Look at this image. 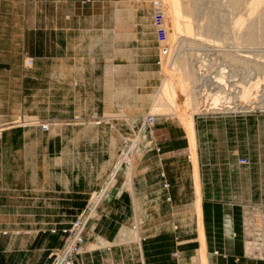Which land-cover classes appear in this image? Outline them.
Wrapping results in <instances>:
<instances>
[{"label":"rangeland","instance_id":"1","mask_svg":"<svg viewBox=\"0 0 264 264\" xmlns=\"http://www.w3.org/2000/svg\"><path fill=\"white\" fill-rule=\"evenodd\" d=\"M160 1L0 0V254L17 255L39 229L58 232L42 226L67 223L48 264L70 247L73 264H82L85 251L99 253L102 264H200V189L204 209L214 203L256 215L264 204V43H248L252 17L244 8L232 12L230 0L225 6L224 0H202L196 16H186L190 9L183 4V19L181 8L172 9V18H188L191 34L207 31L204 42L188 35L189 26L180 37L176 18ZM239 10L247 14L240 33L231 25ZM190 42L205 46L189 48ZM184 54L190 58L181 64ZM195 78L202 82L196 79L197 89ZM258 79L244 103L240 85ZM169 81L179 84V97L173 98L174 88L173 94L163 89ZM194 91L201 103L196 113ZM214 92L222 99L216 105L209 97ZM183 112L193 113L192 138ZM150 115L156 117L152 128ZM143 175L158 177L154 185L163 199L154 200H165L168 209L116 197ZM245 217L246 231L244 224L240 231H216L215 243L206 233L210 264L240 253L264 264L255 219Z\"/></svg>","mask_w":264,"mask_h":264},{"label":"bare ground","instance_id":"2","mask_svg":"<svg viewBox=\"0 0 264 264\" xmlns=\"http://www.w3.org/2000/svg\"><path fill=\"white\" fill-rule=\"evenodd\" d=\"M164 1V0H163ZM201 1L202 0H193V2H191L192 4H189V2H186V1H184V0H166L165 1V5L167 4V6H168V9L170 10V12H168L167 11V7H166V12H168V16H170V14L169 13H171V18H172V9H177L178 7L179 8H181V9H177V12H178V10H179V13H180V15H182L181 16V18L183 17H185L183 14H182V12H183V10H182V7L184 8V6H187L186 8H188L187 10L189 11V9H190V14H187L186 12H184L185 14H186V16H192V15H197L199 12H200V10H201ZM208 1V0H207ZM229 0H227V2H228ZM160 2H162V0L160 1ZM210 2V1H209ZM208 2V3H209ZM220 2H221V0H220ZM223 2V1H222ZM159 3V2H158ZM162 3H164V2H162ZM162 3H161V6H162ZM204 3V2H203ZM207 3V4H208ZM225 3H226V1L224 0V2H223V5L225 6ZM229 3H231V5L229 4ZM184 4V6H181V5H183ZM205 4V3H204ZM212 4V6H213V2L211 3ZM227 4V6H230V7H228L229 9H231V11L232 10H234V9H242V8H244V10H247L248 12H247V14H248V16H251L250 18L251 19H253V20H251V22L250 21H248V22H250V23H248V26L247 27H249V29H248V32H245V33H247V35H245L246 37H247V40L249 41L248 43H251L252 45L253 44H255V43H257V42H260V41H258V40H260L259 38H261V40H262V42L264 43V9H261V8H263V4H264V0H230L228 3H226ZM229 4V5H228ZM263 5V6H262ZM158 6V5H157ZM181 6V7H180ZM205 6V5H204ZM215 6V5H214ZM220 6V5H219ZM260 6H261V8H260ZM160 7V6H159ZM162 8H164V7H162ZM215 8H217V7H215ZM246 8V9H245ZM155 9V8H154ZM260 9V10H259ZM180 10H182V11H180ZM215 11V9H211L210 11ZM184 11H186L185 9H184ZM187 11V12H188ZM204 12L206 11L207 12V10H203ZM202 11V12H203ZM212 11V12H213ZM235 11V10H234ZM238 11V10H237ZM237 11H235V12H237ZM241 11H243V10H239V12L238 13H240ZM165 12V11H164ZM203 12V13H204ZM233 12V11H232ZM244 12V11H243ZM173 13H176V12H173ZM179 13L177 14L178 16H179ZM210 13V12H209ZM214 13V12H213ZM213 13H210V15L211 14H213ZM206 14H208V13H206ZM246 14V13H245ZM244 13L242 14V12H241V16H239V18H237V20H233V23L231 24V25H233L232 26V28L233 29H235L236 31L237 30H239L240 28L242 29V27L243 26H246V25H244L246 22L243 20V15H245ZM246 14V15H247ZM166 15V14H165ZM166 15V16H167ZM218 15V14H217ZM229 15V14H228ZM236 14H234V16H235ZM239 15V14H238ZM175 16V17H174ZM173 17L174 18H176L177 19V21H178V19H179V22L177 23V22H175V20L172 22V23H174L175 25H176V27L178 26V30L180 29L181 30V34H180V37H181V35L183 36V34L185 33V31H187V29L186 28H188V26H189V28H188V30H190L191 28H190V23L189 22H187L188 21V18H187V21H180V16L177 18L176 17V15H174ZM232 16V15H231ZM165 17V16H164ZM208 17H210V16H208ZM216 17V16H215ZM243 17V18H242ZM169 18V17H168ZM174 18H172V19H174ZM182 18V19H183ZM236 18V17H235ZM259 18V20H255V19H258ZM205 19V18H204ZM231 19H233V17H231ZM246 19H247V17H246ZM249 19V18H248ZM163 20H164V18H163ZM185 20V19H184ZM242 20V21H241ZM165 21V20H164ZM163 21V22H164ZM169 21H171V19L169 20ZM245 23H244V22ZM208 22V21H207ZM222 21H218V23H221ZM232 22V21H231ZM243 22V23H242ZM170 23V22H169ZM201 23V22H200ZM217 23V24H218ZM174 24H172V26H174L175 27V25ZM206 24V23H205ZM216 24V23H215ZM193 26V25H192ZM220 28H221V26L220 25H218ZM217 26V28H219ZM242 26V27H241ZM165 27V26H164ZM210 27V26H209ZM212 27V26H211ZM258 27H260V28H258ZM172 28L173 27H171V28H169V29H171L172 30ZM185 28V30H184V33H183V29ZM198 28H199V26H198ZM198 28H196L195 30H197ZM208 29V28H207ZM211 29V28H210ZM174 30L175 29H173V32H174ZM177 30V31H178ZM179 30V31H180ZM243 30V29H242ZM247 30V29H246ZM191 31H193V29L192 30H190V32L189 31H187V33H188V35H190L191 34ZM218 31V30H217ZM234 31V30H233ZM241 31V30H240ZM206 32L207 31H203V29L200 27V29H198L194 34H196L197 33V36H200V37H202L203 39H205V36L203 37V35H204V33H205V35H206ZM237 32H239V31H237ZM237 32H236V34H237ZM243 32V31H242ZM172 33V31L170 32V34ZM179 33V32H178ZM177 33V34H178ZM187 33H185V34H187ZM190 33V34H189ZM215 33V32H214ZM217 33H219V32H217ZM240 33V32H239ZM239 33H238V35H239ZM165 34H167L166 33V31H165ZM173 34V33H172ZM193 34V33H192ZM191 34V35H192ZM194 34H193V37H194ZM208 34V33H207ZM212 34V33H211ZM222 34H224V33H222ZM221 34V35H222ZM234 34V33H233ZM235 34V35H236ZM174 36L176 35V33L175 34H173ZM172 35V36H173ZM187 35V36H188ZM166 36H169V35H166ZM185 36V35H184ZM232 36H234V35H232ZM240 36V35H239ZM175 37H178V35H176ZM200 37H198V38H200ZM211 37H212V35H211ZM218 37H219V35H218ZM230 36H228V38H229ZM209 40H208V42L210 41V38H209V36L207 37ZM234 38H236L235 36H234ZM174 39V38H173ZM172 39V40H173ZM176 39H179V37L178 38H176ZM183 39H185V38H183ZM183 39H182V42H181V44L182 45H184V44H187L188 45V41H183ZM201 39V38H200ZM222 39V38H221ZM233 39V38H232ZM231 39V40H232ZM244 39H246V38H244ZM167 40V39H166ZM169 40V39H168ZM175 40V39H174ZM187 40V39H186ZM218 40V39H217ZM226 40V39H225ZM240 40H241V38H240ZM206 41V39L204 40V42ZM233 41L234 42H236V40L235 39H233ZM171 42H174V41H171ZM195 42V41H194ZM212 42H213V40H212ZM218 42V41H217ZM231 42V41H230ZM166 43H168V42H166ZM166 43H164V44H166ZM211 43V42H210ZM227 43L229 44V41H227ZM247 43V44H248ZM190 44H191V46L189 45V48L191 47V48H193L192 46H197V47H195L196 49L199 47V45L201 46H203V44H198L197 43V45H196V43L195 44H193V43H191L190 42ZM193 44V45H192ZM243 44V43H242ZM246 44V43H245ZM251 44H250V46H251ZM166 45H168V44H166ZM187 45H186V47H187ZM185 46V45H184ZM205 46V45H204ZM203 46V47H204ZM225 46V45H224ZM236 46V45H235ZM258 46V45H257ZM256 46V47H257ZM169 48V47H168ZM172 48V47H171ZM200 49V48H199ZM198 49V50H199ZM224 49V48H223ZM226 49V48H225ZM235 49V48H234ZM201 50V49H200ZM227 50V49H226ZM176 51V50H175ZM195 51V50H194ZM194 51L193 52H191V50H190V52H191V54H193L194 53ZM183 53V52H182ZM182 53H181V56H182ZM166 54H167V51H166ZM250 54V53H249ZM179 55V54H178ZM189 55H190V53H189ZM195 55V54H194ZM180 56V55H179ZM193 56V55H192ZM191 56V57H192ZM194 57V56H193ZM249 57V56H248ZM190 58V56H187V54H184L183 55V57L181 58V60L180 59H178L179 61H181V62H179V63H181V64H184L185 62H186V60H188ZM177 60V61H178ZM176 61V60H175ZM189 61V60H188ZM178 62H176V64H177ZM175 63H173V65H174ZM167 68V67H166ZM223 69V68H222ZM194 70L195 69H191L189 72H191V73H189V77H194L195 75H196V73L194 72ZM170 75V74H169ZM172 78V77H171ZM213 78H215V77H213ZM196 79H198V78H195V80L193 81V83H194V85L196 84L195 83V81H196ZM214 80H216V79H214ZM213 79H212V81H214ZM173 81V80H172ZM199 83L201 82V81H199V79L197 80ZM196 81V82H197ZM210 82L211 84L213 83V82ZM222 81V78L221 77H218L217 78V80L215 81V82H221ZM168 83V82H167ZM167 83H165V84H167ZM177 83V82H176ZM219 83L217 84V85H219ZM173 84H174V82H173ZM200 84H202V82L200 83ZM205 84H207V83H205L204 82V85ZM259 84H260V82H259V79L258 80H256V81H253V82H251V84L250 85H246V84H241L240 85V91H239V94H241V100L245 103V101H248V99H250L252 96H254L253 95V90L254 89H256V87L257 86H259ZM175 85V84H174ZM179 85V84H178ZM178 85H176L175 86V88L177 89V86ZM198 85V83L195 85V87H194V89L196 88V86ZM214 85H216V84H214ZM217 85H216V87H217ZM163 86V85H162ZM201 87H202V85H200ZM166 87V85H164V88L163 89H165L166 90V92H167V90H168V92L171 90V93L173 94V92H174V96L173 95H171V93H169L170 94V97L171 96H173V98H177V97H179V95L177 94V90H175V88H174V86L172 87V85H171V82L169 81V87L167 86V89L165 88ZM170 90H169V89ZM173 88H174V91H173ZM197 88H198V86H197ZM196 88V89H197ZM200 88V87H199ZM162 89V90H163ZM178 89H180L179 88V86H178ZM210 89V88H209ZM161 90V92L162 93H164L165 91H162ZM181 90V89H180ZM178 91V92H182V91ZM208 90V89H207ZM212 90V89H211ZM173 91V92H172ZM203 91H204V89H203ZM160 92V93H161ZM167 92V93H168ZM196 91H194L192 94H191V97L193 98V105H192V107L194 106V105H197L199 108L201 107V103L200 104H198V102L199 101H197V100H194L195 99V97H196V95H198L197 97H199V94H197V93H195ZM210 92V91H209ZM212 92V91H211ZM176 93V94H175ZM203 93V92H202ZM215 93H218V92H214V94L212 95V93H209L210 95H209V97L210 98H212V96H213V105L215 104H217V103H220L219 101H221L222 99H221V97L219 96V95H217V94H215ZM169 94H167V95H169ZM165 95V94H164ZM163 95V96H164ZM178 95V96H177ZM181 95V94H180ZM157 96V95H156ZM161 96H162V94H161ZM206 96V95H205ZM158 98V100H161L162 98L160 97V95H158L157 96ZM200 97H201V94H200ZM207 97V96H206ZM164 99V98H163ZM199 100V99H198ZM206 100H208V99H206ZM162 101V103H163V100H161ZM165 101V100H164ZM202 101V100H201ZM208 101H206V103H207ZM223 102H225V101H223ZM161 103V104H162ZM203 103V102H202ZM206 103H205V105H206ZM225 103H227V102H225ZM158 104V103H157ZM156 104V105H157ZM200 105V106H199ZM212 105V104H211ZM220 105V104H219ZM218 105V106H219ZM225 105V104H224ZM155 106V105H154ZM159 106V105H158ZM204 106V105H203ZM213 107H216V106H212V108ZM194 108H195V106H194ZM157 109V108H156ZM196 109V108H195ZM209 109V108H208ZM198 109H196L195 110V113H196V111H197ZM192 112H183L182 114H180V116H181V122L183 123V126H184V128H185V130L189 133V135L191 136V138H192V135L194 134L193 133V131H194V129H193V125L195 124V122L193 121V119H192ZM198 152H197V146L195 147V145H193V147H192V155H196ZM194 157V156H193ZM194 159H195V165H196V177H198L199 178V165H197V160H196V157H194ZM199 185L201 186V181L199 180ZM204 207H203V193L201 192V189L198 191V194H197V202H196V212H197V217H198V222H199V225H198V235H199V239H200V264H210L209 263V257H208V249H207V239H206V231H205V225H204ZM247 244L249 245L250 244V242L249 241H247ZM256 247V246H255Z\"/></svg>","mask_w":264,"mask_h":264},{"label":"crops","instance_id":"3","mask_svg":"<svg viewBox=\"0 0 264 264\" xmlns=\"http://www.w3.org/2000/svg\"><path fill=\"white\" fill-rule=\"evenodd\" d=\"M218 119L219 117H215ZM260 154V152H259ZM261 158L264 159V150L260 154ZM259 155V156H260ZM158 177H150L147 175L136 176V179L133 180L132 191H127L124 189L118 191L116 197H129L130 199L138 197L146 199L145 209H168L169 206L163 200L162 204L159 203V200H154L156 197L163 199L161 190L156 188L154 183H156ZM99 201L95 202V206ZM208 209L204 210V225L206 233H209V236L212 237L213 241L215 240L214 233L216 231H221L223 229L232 228L233 231H240L243 227V211L242 209H220L216 207L213 203L211 206H207ZM219 208V209H216ZM67 223H50L48 227L42 226L41 230L45 228L53 229L54 227L58 228L57 233L45 232L41 233L38 230L37 235L32 239V243L29 248L19 247L21 253L15 254H0V264H48L51 260L50 252L54 247L60 246L62 243V233L61 229L64 228ZM220 239V238H219ZM216 241H214L215 243ZM235 244V243H234ZM233 248H235L233 246ZM82 264H102L99 257V253H89L85 251L81 256ZM85 260V262H84ZM251 259L246 258L244 254H229L228 256L221 255L216 259V264H259L254 262ZM84 262V263H83Z\"/></svg>","mask_w":264,"mask_h":264},{"label":"built area","instance_id":"4","mask_svg":"<svg viewBox=\"0 0 264 264\" xmlns=\"http://www.w3.org/2000/svg\"><path fill=\"white\" fill-rule=\"evenodd\" d=\"M161 63V61H160ZM147 124L150 128H152L155 123H156V117L153 115H150L147 119ZM240 163L243 165H247L249 163V159L248 158H241L240 159ZM166 185V184H165ZM168 187V185H167ZM258 213L255 215L254 211H251L250 209H244V214H243V224H244V229L246 231V222H245V216L246 214L250 217H252V220L254 221L255 219V223H256V233H255V237L256 240L258 242V245H260V260L264 261V204H262L259 209H257ZM250 227H253V223H251ZM67 230H65L66 232ZM77 239H75L71 244L72 246L76 245L77 243ZM77 247V245L75 246V248ZM74 247H70L69 249H66L65 254L63 256H60L58 253H56V257L54 259L53 264H73V253L75 252V250L73 249ZM178 255V253H177Z\"/></svg>","mask_w":264,"mask_h":264}]
</instances>
